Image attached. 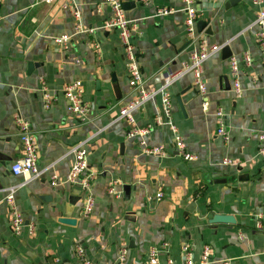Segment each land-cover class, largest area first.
Returning a JSON list of instances; mask_svg holds the SVG:
<instances>
[{"label": "crops", "instance_id": "1", "mask_svg": "<svg viewBox=\"0 0 264 264\" xmlns=\"http://www.w3.org/2000/svg\"><path fill=\"white\" fill-rule=\"evenodd\" d=\"M126 3L125 14L137 26L142 87L157 88L163 72L179 69L193 49L184 4ZM196 5L198 22L208 21L212 30L201 36L207 44L227 45L232 56L221 49L204 62L205 94L197 90L191 72L172 84L174 122L187 150L197 156L186 161L170 127L156 122L159 99L133 112L137 126L153 124L145 136H128L129 124L116 118L120 105L136 91L129 85L119 33L101 28L111 15L104 0H0V264H78L76 244L83 246L89 264H147L150 248L163 242L169 252L160 249V264L168 257L183 264L182 246L188 243L197 261L203 247H211L206 264H264V154L258 139L264 131V54L256 42L260 6L251 0H196ZM162 7L174 12L161 15ZM72 8L80 11L83 28L94 32H76ZM62 34L71 36L69 49L55 42ZM246 53L250 65L244 62ZM231 58L238 60L240 97L232 91ZM75 80L84 83L91 106L85 123L68 113L63 96L64 86ZM43 85L55 96L49 108ZM219 107L227 116L226 137L217 131ZM18 114L29 121L38 141L40 176L34 179L30 173L11 172L22 154ZM83 140H88L87 173L93 175L96 199L88 216L82 213L85 193L79 185L50 182L53 175L66 180L74 160L71 148ZM158 145L165 147L162 155L146 152ZM114 180L120 196L109 192ZM12 187L25 221L20 235L8 223L6 195ZM159 190L164 195L157 200ZM216 214L231 215L235 222L213 223ZM29 224L36 227L33 233ZM123 248L127 255L121 261Z\"/></svg>", "mask_w": 264, "mask_h": 264}, {"label": "built area", "instance_id": "2", "mask_svg": "<svg viewBox=\"0 0 264 264\" xmlns=\"http://www.w3.org/2000/svg\"><path fill=\"white\" fill-rule=\"evenodd\" d=\"M46 2H52L54 0H45ZM185 12V24L186 32L188 34L189 46L193 49L189 53V59L182 63V66L177 70L167 69L163 72L164 82L157 88L144 89L142 84L144 82L142 69L138 61L137 47L134 42V33L137 30L136 24L127 18L125 14L123 0H104V3L111 11V15L103 22L101 28L115 30L119 33L124 52L126 66L129 74V85L136 91V94L127 102L120 105L116 118L118 120H124L129 124L128 136H145L147 133L152 132L153 124L149 123L146 126L139 127L136 125L133 112L139 110L146 101L159 99L161 105L157 112L156 122L158 124H167L174 138V144L176 150L180 153L184 160H194L197 158L196 154L187 150V145L180 134V131L174 122V102L172 98L171 87L172 84L182 75L191 72L193 75L194 84L197 90L201 94H205L208 90L204 79L203 64L214 53L219 52L223 46L217 44H207L205 38L201 36L197 29V22L199 19V12L196 5V0H182ZM252 3L260 6L257 24L258 31L256 33V42L259 50L264 54V0H251ZM174 12V8L162 7L158 9V13L161 15H169ZM73 18L75 22V30L78 33L88 31L94 32V29L85 30L83 28L81 13L77 8H72ZM71 36L68 34H62L55 38V42L63 49H69ZM96 47H99L96 45ZM244 62L247 65L252 63L250 54H244ZM79 62V59H77ZM230 66L232 71V91L235 97H240L243 92L240 69L238 66V60L235 58L230 59ZM42 98L47 108L51 106L54 100V94H52L45 85L42 88ZM63 96L67 102V111L69 114L76 117L79 122L85 123L91 111L90 103L85 98V85L81 80H75L66 84L63 88ZM218 121V134L226 137V125L227 116L222 107H219L216 112ZM16 124L19 128V137L22 146L21 156L11 164V172L14 175H20L24 173H30V178H37L40 176V170L38 169V141L31 129L30 123L20 114L16 115ZM260 148L259 152L264 154V131L258 136ZM144 144V143H143ZM71 151L74 153V160L70 169V172L66 180H60L57 175H53L50 182L54 186L62 187L63 184L68 183L70 186L79 185L84 191V205L82 213L84 216H88L92 213L96 199L92 193L91 179L93 175L88 174L89 168V148L88 140H83L76 143ZM146 152L150 154H160L165 152V147L158 145L155 147L146 148ZM226 164H231L229 159H224ZM117 180H114L109 188V192L116 196L121 195V191L116 189ZM16 187L9 189L6 195V202L8 203L9 216L8 223L12 232L16 235H20L25 228V221L22 216L21 210L17 206L15 198ZM164 193L159 190L156 197L160 200ZM260 227V223H258ZM36 227L34 224H29V233H33ZM169 244L163 242L161 247H151L148 256L146 258L147 264H160L159 254L160 249L162 252L168 254ZM75 253L79 259L78 264H89L86 257L85 250L81 244H76ZM183 264H206L211 258V247L205 245L202 249L201 257L197 261L194 257V251L191 244H185L182 246ZM127 250L121 249L119 253V259L124 261L126 259ZM166 264H176L173 258L168 257ZM223 264H231L230 260H224Z\"/></svg>", "mask_w": 264, "mask_h": 264}, {"label": "water", "instance_id": "3", "mask_svg": "<svg viewBox=\"0 0 264 264\" xmlns=\"http://www.w3.org/2000/svg\"><path fill=\"white\" fill-rule=\"evenodd\" d=\"M236 1H241V0H229V2H230L231 4H234ZM128 4H129V3H128ZM128 4L126 3V4H124V6L126 7V5H128ZM207 23H208V21H206V20H205V21H199V22H198V32H202V31H204V32L207 33V34H211V31H212V30H211V28H208ZM222 49L227 53V57L232 56V52L230 51V48H229L227 45H225ZM29 66H30V69H32V67L34 66V63H32V62L29 63ZM178 100H179V103H180L181 107L183 108L182 103H181V101H180V98H178ZM124 189H125L126 191H129L130 186L126 185V186L124 187ZM63 222L72 223L73 220H72V219H65V220H63ZM212 222H213V223H218V222L232 223V222H235V219H234V217L231 216V215L216 214V215H214V217L212 218Z\"/></svg>", "mask_w": 264, "mask_h": 264}]
</instances>
